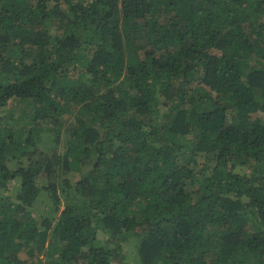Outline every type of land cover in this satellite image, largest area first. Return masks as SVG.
Segmentation results:
<instances>
[{"label":"trees","instance_id":"1","mask_svg":"<svg viewBox=\"0 0 264 264\" xmlns=\"http://www.w3.org/2000/svg\"><path fill=\"white\" fill-rule=\"evenodd\" d=\"M131 239L134 264H264V0H0V264Z\"/></svg>","mask_w":264,"mask_h":264},{"label":"rangeland","instance_id":"2","mask_svg":"<svg viewBox=\"0 0 264 264\" xmlns=\"http://www.w3.org/2000/svg\"><path fill=\"white\" fill-rule=\"evenodd\" d=\"M51 127H54L52 124ZM63 131H60V135H57V132L53 133V130L51 131H45L44 134L41 136L40 143L38 147L44 151L48 152L50 148L55 145V138L61 137L60 142L56 144V148L62 149L63 145L65 144V138L63 137ZM200 162H203V160L200 158ZM67 178L70 180V183L72 184L77 176L69 174ZM17 181V180H16ZM46 183V177L44 174H41L39 178V184L44 185ZM17 182L12 181L10 184L12 191H14V188H16ZM32 214L37 220H41L43 217H47L49 221L54 224L56 221V218L58 216V212L54 209V204L50 197H48L47 193L45 191H41L40 194L37 196L35 202L32 205ZM102 235V234H101ZM98 236V240L103 242L106 236L100 237ZM134 239V238H133ZM131 239L130 242H127L123 245L121 252L113 259L112 264H134L137 260V245L135 244V239ZM218 247V244H214L213 249H216ZM214 253V251H213ZM19 257L27 260L28 262H35V258L31 259L29 258L23 251L19 252Z\"/></svg>","mask_w":264,"mask_h":264}]
</instances>
